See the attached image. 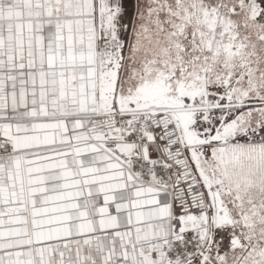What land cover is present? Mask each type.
Masks as SVG:
<instances>
[{"label":"snow or ice","instance_id":"1","mask_svg":"<svg viewBox=\"0 0 264 264\" xmlns=\"http://www.w3.org/2000/svg\"><path fill=\"white\" fill-rule=\"evenodd\" d=\"M0 264H264V0H0Z\"/></svg>","mask_w":264,"mask_h":264}]
</instances>
